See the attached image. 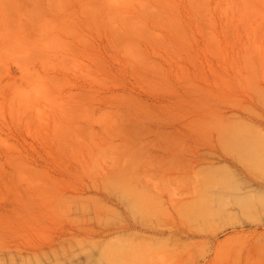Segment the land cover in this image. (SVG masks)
<instances>
[{
    "label": "rangeland",
    "instance_id": "obj_1",
    "mask_svg": "<svg viewBox=\"0 0 264 264\" xmlns=\"http://www.w3.org/2000/svg\"><path fill=\"white\" fill-rule=\"evenodd\" d=\"M263 160L264 0H0V264H264Z\"/></svg>",
    "mask_w": 264,
    "mask_h": 264
},
{
    "label": "bare ground",
    "instance_id": "obj_2",
    "mask_svg": "<svg viewBox=\"0 0 264 264\" xmlns=\"http://www.w3.org/2000/svg\"><path fill=\"white\" fill-rule=\"evenodd\" d=\"M248 137H249V136H248ZM218 142H220V141H218ZM223 142H224V141H223ZM250 142H251V141H250ZM248 144H249V143H248ZM259 144H260V143H259ZM239 145H240V144H239ZM256 145H257V144H256ZM228 146H229V145H228ZM241 146H242V145H241ZM224 147H225V146H224ZM236 147H237V146H236ZM245 147H246L245 149L247 150V146H245ZM227 148H228V147H227ZM240 148H242V147H240ZM238 150H240V149H238ZM243 150H244V149H243ZM243 150H241V152H242ZM228 152H229V151H228ZM241 152H238V153H241ZM246 152H247V151H246ZM253 152H254V150H253ZM248 153H249V151H248ZM243 154H244V153H243ZM249 154H250V153H249ZM249 154H248V155H249ZM239 155H240V154H239ZM244 156H245V155H244ZM257 156H258V155H256L255 157H257ZM247 157H249V156H247ZM240 158H241V157H240ZM254 161H255V160H254ZM263 161H264V160H263ZM256 162H258V161H256ZM247 163H248V162H247ZM259 163L261 164V162H259ZM262 164H264V162H263ZM250 165H251V164H249L248 166H250ZM246 166H247V165H246ZM254 166H255V167H258L257 164H255ZM250 167H252V166H250ZM250 169H251V168H250ZM193 185H194V183H193ZM195 187H196V186H195ZM199 187H200V186H199ZM199 187H198V189H201V188H199ZM193 189H194V188H193ZM195 189H197V188H195ZM195 189H194V191H196ZM192 191H193V190H192ZM197 191H198V190H197ZM173 205H174V204H173ZM194 206H195V204H194ZM189 208H190V207H189ZM191 208L195 209L196 207H191ZM191 208H190L189 210H193V209H191ZM175 209H176V208H175ZM179 209H180V208H179ZM197 209H198V208H197ZM176 210H177V209H176ZM185 210H186V209H185ZM189 210H187V211H189ZM199 210H200V209H199ZM202 210H203V209H202ZM216 210H217V209H216ZM220 210H221V209H220ZM193 211H194V210H193ZM195 211H197V210H195ZM204 211H205V210H204ZM218 211H219V210H218ZM176 212H177V211H176ZM178 212H179V211H178ZM181 212H182V210H181ZM184 212H185V211H184ZM189 212H190V211H189ZM197 212H198V211H197ZM222 212H223V211H222ZM186 213L188 214V212H186ZM186 213H185V214H186ZM193 214H194V213H193ZM193 214H192V215H193ZM180 215H181V214H180ZM180 215H179V216H180ZM182 215H183V217H184V213H183ZM188 215H190V214H188ZM192 215H191V216H192ZM195 215H196V217H197V214H195ZM195 215H194V216H195ZM186 216H187V215H185V217H186ZM191 216H190V217H191ZM199 216H200V217H199ZM213 216H214V213H213V212H207V211H206V212H204L203 214L200 213V214L198 215V218H199V220H202V222L205 221V224H209L208 220H209V218L212 219ZM180 217H181V216H180ZM180 219L182 220V217H181ZM188 219H189V218H188ZM191 219H192V218H191ZM193 219H194V218H193ZM193 219H192V220H193ZM214 219H215V218H214ZM184 220H185V218H184ZM189 220H190V219H189ZM192 220H191V221H192ZM216 220H217V219H216ZM186 221H187V220H186ZM219 221H220V220H219ZM222 221H223V220H222ZM193 222H194V220L192 221V223H193ZM195 222H196V218H195ZM195 222H194V223H195ZM200 222H201V221H200ZM210 222H213V221H210ZM190 223H191V222H190ZM216 223H218V222H216ZM216 223H215V224H216ZM221 223H222V222H221ZM182 224H183V221L181 222V225H182ZM185 224H187V223H185ZM185 224H184V228H185ZM210 224H211V223H210ZM215 224H214V222H213V225H212V226L214 227ZM187 225L189 226V224H187ZM187 225H186V226H187ZM192 225H193V224H192ZM196 225H197V224H196ZM198 225H199V223H198ZM200 225H202V224H200ZM188 226H187V227H188ZM205 226H206V225H205ZM131 227H132V226H131ZM134 227H135V226H134ZM199 227H200V226H199ZM208 227H209V225H208ZM208 227H207V228H208ZM196 228L199 230L198 226H197ZM126 229H127V228H126ZM176 229H177V228H176ZM176 229H175V231H176ZM200 229H201V228H200ZM210 229H211V228H210ZM212 229H213V228H212ZM178 230H179V229H178ZM185 230H186V229H185ZM187 230H189V229H187ZM196 231H197V230H196ZM200 231H202V230H200ZM200 231H198V232H200ZM179 232H180V231H179ZM179 232H178V233H179ZM183 233H185V232H183ZM188 233H189V232H188ZM192 233H193V232H192ZM200 233H201V232H200ZM179 234L181 235V233H179ZM179 234H178V235H179ZM202 234L205 235V233H202ZM206 234H207V232H206ZM184 235H185V234H184ZM209 235H210V234H209ZM186 237H187V236H186ZM197 237H198V234L192 235V238H197ZM183 238H184V237H183ZM204 238H205V237H204ZM208 238H210V237H208ZM213 238H214V237H213ZM181 239H182V235H181ZM177 240H179V238H178ZM177 240H176V242H177ZM183 240H184V239H183ZM188 240H189V242H187L186 244H184V243H185V242H184V243H183L184 245H182V247H178V248L175 250V253H176L175 256H174L175 258L177 257V258H179V259H180V258L183 259L184 256H185L184 254H188V256H189L190 251H191V249H192L191 247H193V246L199 244V243H198V244H194L195 242H192V241H194V239H188ZM206 240H207V238H206ZM184 241H185V240H184ZM195 241H196V240H195ZM199 241H201V240H199ZM199 241H198V242H199ZM208 241H209V240H208ZM208 241H207V242H208ZM182 242H183V241H182ZM202 243H203V242H202ZM205 243H206V241H205ZM180 244H181V243H180ZM200 246H201V247H200V249H201L203 245L200 244ZM173 247H174V246H173ZM173 247H172V248H173ZM175 247H176V246H175ZM175 247H174V249H175ZM197 247H198V246H197ZM197 247H196V249L200 250V249L197 248ZM209 247H210V246H209ZM169 248H170V247H169ZM194 248H195V247H194ZM203 249H204V248H203ZM198 250H197V251H198ZM161 251H162V250H161ZM193 251H194V253L196 254L197 251H195V249H194ZM193 251H192V254H193ZM200 251H201V250H200ZM200 251H198L197 253H199ZM209 251H210V248H209ZM173 253H174V251H173ZM164 254H165V253H164ZM207 254H208V253H207ZM160 255H163V254H160ZM167 255H168V254H167ZM163 256H164V255H163ZM170 256H172V255H170ZM165 257H167V256H165ZM168 258H169L168 260H170V257H168ZM177 258H176V259H177ZM185 258H186V257H185ZM155 259H156V257H155ZM155 259H154V260H155ZM172 259H173V258H172ZM179 259H177V260H179ZM152 260H153V259H152ZM156 260H158V259H156ZM162 260H163V258H162ZM165 260H166V258H165ZM168 260H166V261L168 262ZM174 260H175V259H174ZM174 260H173V261H174ZM183 260H184V259H183ZM183 260H182V262H183ZM185 260H186V259H185ZM163 261H164V260H163ZM173 261H172V263H171V261H169V264H170V263L173 264ZM179 261H181V260H179ZM155 262H156V261H155ZM177 262H178V261H175L174 264H177ZM157 263H158V262H157ZM159 263H160V262H159ZM164 263H165V262H164ZM180 263H181V262H180ZM180 263H179V264H180ZM149 264H150V263H149ZM154 264H155V263H154Z\"/></svg>",
    "mask_w": 264,
    "mask_h": 264
}]
</instances>
